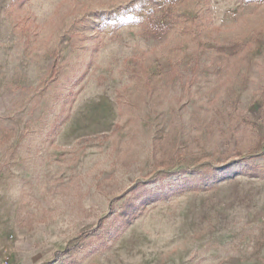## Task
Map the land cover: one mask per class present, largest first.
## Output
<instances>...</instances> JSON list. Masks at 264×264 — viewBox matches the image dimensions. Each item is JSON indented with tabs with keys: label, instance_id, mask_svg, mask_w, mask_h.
<instances>
[{
	"label": "rangeland",
	"instance_id": "374dc122",
	"mask_svg": "<svg viewBox=\"0 0 264 264\" xmlns=\"http://www.w3.org/2000/svg\"><path fill=\"white\" fill-rule=\"evenodd\" d=\"M1 241L264 264V0H0Z\"/></svg>",
	"mask_w": 264,
	"mask_h": 264
},
{
	"label": "crops",
	"instance_id": "0c3cea01",
	"mask_svg": "<svg viewBox=\"0 0 264 264\" xmlns=\"http://www.w3.org/2000/svg\"><path fill=\"white\" fill-rule=\"evenodd\" d=\"M12 237H10V239H11ZM0 243H2V241L0 242ZM4 246H3V248H4V250H3V252H2V247H0V257L2 256V253H3V255H4V257H6L5 258V261L2 263V264H7L8 262H9V259L7 258L8 256H10V252H11V249H10V245H9V243H4L3 244ZM6 246V247H5ZM1 260V259H0ZM0 264H1V261H0Z\"/></svg>",
	"mask_w": 264,
	"mask_h": 264
},
{
	"label": "trees",
	"instance_id": "16d2710c",
	"mask_svg": "<svg viewBox=\"0 0 264 264\" xmlns=\"http://www.w3.org/2000/svg\"><path fill=\"white\" fill-rule=\"evenodd\" d=\"M22 1H26V0H22ZM228 170V169H227ZM127 207H129V206H127ZM129 208H131L130 210H131V212H133L134 211V209H133V207H129ZM136 211V210H135ZM124 214V213H123ZM131 221V220H130ZM130 221H128L127 223H125V225L126 224H129V222ZM68 253V249H65L64 251H62L61 253H60V255H66Z\"/></svg>",
	"mask_w": 264,
	"mask_h": 264
}]
</instances>
